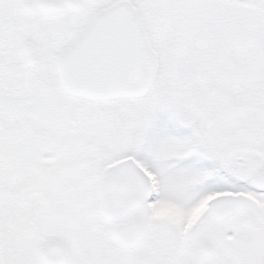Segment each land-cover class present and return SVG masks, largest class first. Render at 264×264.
Masks as SVG:
<instances>
[{
	"label": "snow or ice",
	"instance_id": "obj_1",
	"mask_svg": "<svg viewBox=\"0 0 264 264\" xmlns=\"http://www.w3.org/2000/svg\"><path fill=\"white\" fill-rule=\"evenodd\" d=\"M0 264H264V0H0Z\"/></svg>",
	"mask_w": 264,
	"mask_h": 264
}]
</instances>
